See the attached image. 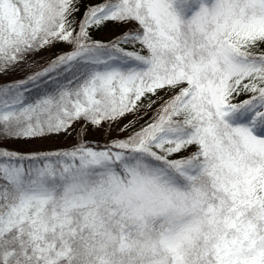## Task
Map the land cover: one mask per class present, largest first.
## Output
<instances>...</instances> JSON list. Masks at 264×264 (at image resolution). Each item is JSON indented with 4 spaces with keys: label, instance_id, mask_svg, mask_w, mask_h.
I'll return each mask as SVG.
<instances>
[{
    "label": "snow or ice",
    "instance_id": "6c2138e0",
    "mask_svg": "<svg viewBox=\"0 0 264 264\" xmlns=\"http://www.w3.org/2000/svg\"><path fill=\"white\" fill-rule=\"evenodd\" d=\"M59 45L0 84V264H264V0H0V75Z\"/></svg>",
    "mask_w": 264,
    "mask_h": 264
},
{
    "label": "rangeland",
    "instance_id": "374dc122",
    "mask_svg": "<svg viewBox=\"0 0 264 264\" xmlns=\"http://www.w3.org/2000/svg\"><path fill=\"white\" fill-rule=\"evenodd\" d=\"M89 2V0H85V3ZM121 26H116L115 28L103 30L98 33H93L98 39H106L109 38L113 32H118ZM64 48L63 45H59L53 49L45 50L41 52L36 57L29 58V65L24 68V71H21L20 68H17L14 71H10L7 75H0V83L4 81H9L13 79H17L22 76V74L26 71V69L32 64H39L46 61L51 55L58 52L60 49ZM35 61V63H33ZM23 67V66H22ZM150 115V114H149ZM147 119V117H145ZM143 121H141L142 123ZM79 127V125H77ZM87 135L94 139L95 141L102 142L105 140L107 133L103 130L99 129H89ZM68 142V138L64 136L60 137H48L43 139H34V140H10L5 143V146L19 151V152H32V151H43L50 150L56 147H60L65 145Z\"/></svg>",
    "mask_w": 264,
    "mask_h": 264
},
{
    "label": "trees",
    "instance_id": "16d2710c",
    "mask_svg": "<svg viewBox=\"0 0 264 264\" xmlns=\"http://www.w3.org/2000/svg\"><path fill=\"white\" fill-rule=\"evenodd\" d=\"M93 36H94V38H97L94 34H93ZM43 63H44V62H43ZM43 63L32 64V65H30L28 68H34V67H36V66H38V65H42ZM28 68H27L26 71L22 74L21 77H19V78H17V79L9 80V81H4V82H1L0 84H2V83H6V82H10V81H14V80H18V79H22V78L24 77V75L26 74ZM103 142H104V141H102V142H100V143H103Z\"/></svg>",
    "mask_w": 264,
    "mask_h": 264
}]
</instances>
